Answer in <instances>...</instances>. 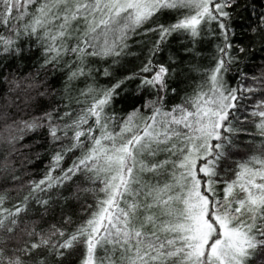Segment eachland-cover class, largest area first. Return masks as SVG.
Wrapping results in <instances>:
<instances>
[{"label": "snow or ice", "instance_id": "snow-or-ice-1", "mask_svg": "<svg viewBox=\"0 0 264 264\" xmlns=\"http://www.w3.org/2000/svg\"><path fill=\"white\" fill-rule=\"evenodd\" d=\"M0 264H264V0H0Z\"/></svg>", "mask_w": 264, "mask_h": 264}]
</instances>
